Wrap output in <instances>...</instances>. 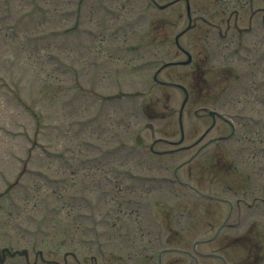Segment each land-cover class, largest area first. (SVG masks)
Segmentation results:
<instances>
[{
  "label": "rangeland",
  "instance_id": "374dc122",
  "mask_svg": "<svg viewBox=\"0 0 264 264\" xmlns=\"http://www.w3.org/2000/svg\"><path fill=\"white\" fill-rule=\"evenodd\" d=\"M155 1L0 0V264H264V0Z\"/></svg>",
  "mask_w": 264,
  "mask_h": 264
},
{
  "label": "flooded vegetation",
  "instance_id": "af4514ba",
  "mask_svg": "<svg viewBox=\"0 0 264 264\" xmlns=\"http://www.w3.org/2000/svg\"><path fill=\"white\" fill-rule=\"evenodd\" d=\"M179 1H180V0H178V2H179ZM175 3H177V2L171 1V2H170V5L175 4ZM237 22H238V21H236V24H238ZM239 31H240V29H239ZM161 65H162V64H161ZM194 67H196V66L193 65V68H194ZM210 114H212V115L214 116V118H215V117L217 118V117L219 116L218 113H215V114H214V113L211 112V111H210ZM229 120H230V119H228V121H229Z\"/></svg>",
  "mask_w": 264,
  "mask_h": 264
}]
</instances>
